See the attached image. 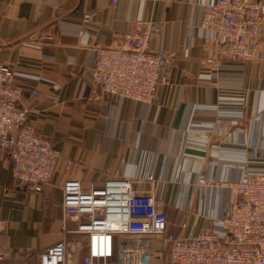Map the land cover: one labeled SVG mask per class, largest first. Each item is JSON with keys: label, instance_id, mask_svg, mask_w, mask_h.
I'll list each match as a JSON object with an SVG mask.
<instances>
[{"label": "crops", "instance_id": "0c3cea01", "mask_svg": "<svg viewBox=\"0 0 264 264\" xmlns=\"http://www.w3.org/2000/svg\"><path fill=\"white\" fill-rule=\"evenodd\" d=\"M213 1L0 0V62H19L13 81L29 122L63 154L50 182L33 192L18 186L0 151V216L7 220L0 247L8 254L1 264H33L62 239L68 179L84 189L110 177L130 180L136 194L152 192L166 210L167 231L222 234L235 196L196 180L264 174V0L255 58L208 64L218 37L200 24ZM137 20L151 24L149 48L168 55L152 102L107 94L93 82L95 50L123 48ZM58 221L61 236H53ZM77 251L79 261L84 249Z\"/></svg>", "mask_w": 264, "mask_h": 264}, {"label": "built area", "instance_id": "2783aa9c", "mask_svg": "<svg viewBox=\"0 0 264 264\" xmlns=\"http://www.w3.org/2000/svg\"><path fill=\"white\" fill-rule=\"evenodd\" d=\"M262 21L260 0L208 4L200 25L217 35L218 47L206 63L254 59ZM150 33V22L137 20L123 48L95 50L93 82L103 92L134 102L154 100L158 84L165 82L162 68L168 55L149 48ZM18 64L0 62V151L10 157L18 186L40 192L63 154L31 126L29 110L22 105L23 90L13 81ZM52 97L55 102L57 95ZM196 185L225 187L235 196L221 220V235L207 228L185 238L167 231L166 210L152 192L136 194L130 180L110 177L87 189L79 180H65L60 202L62 239L41 250L33 264H67L69 235L87 239L86 246L78 247L84 249L79 261L78 252L73 254L74 264H264V174L237 182L200 174ZM67 221L75 227L68 228ZM6 228L7 220L0 216V238ZM7 257L0 247V264Z\"/></svg>", "mask_w": 264, "mask_h": 264}, {"label": "rangeland", "instance_id": "374dc122", "mask_svg": "<svg viewBox=\"0 0 264 264\" xmlns=\"http://www.w3.org/2000/svg\"><path fill=\"white\" fill-rule=\"evenodd\" d=\"M57 235L61 236L60 222L59 221L57 222V225H55V227L53 228V236H57ZM69 236H68L69 239H67L68 240L67 246H68V252H69V259H68L67 264H74L73 254L78 252L77 250H78L79 246H81V245L86 246L87 239L82 238L80 236H76V235H69Z\"/></svg>", "mask_w": 264, "mask_h": 264}, {"label": "trees", "instance_id": "16d2710c", "mask_svg": "<svg viewBox=\"0 0 264 264\" xmlns=\"http://www.w3.org/2000/svg\"><path fill=\"white\" fill-rule=\"evenodd\" d=\"M167 214V213H166Z\"/></svg>", "mask_w": 264, "mask_h": 264}]
</instances>
